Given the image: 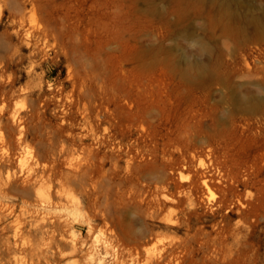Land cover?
<instances>
[{
  "label": "rangeland",
  "instance_id": "374dc122",
  "mask_svg": "<svg viewBox=\"0 0 264 264\" xmlns=\"http://www.w3.org/2000/svg\"><path fill=\"white\" fill-rule=\"evenodd\" d=\"M0 264H264V0H0Z\"/></svg>",
  "mask_w": 264,
  "mask_h": 264
},
{
  "label": "bare ground",
  "instance_id": "6f19581e",
  "mask_svg": "<svg viewBox=\"0 0 264 264\" xmlns=\"http://www.w3.org/2000/svg\"><path fill=\"white\" fill-rule=\"evenodd\" d=\"M45 168V167H44ZM41 169H43V168H41ZM41 171V170H40ZM39 172V171H38ZM42 173V172H41ZM40 173V174H41ZM26 174H27V172H26ZM28 175V174H27ZM36 177V176H35ZM29 178V177H28ZM36 179V178H35ZM34 179V180H35ZM33 180V181H34ZM32 181V183H34ZM76 182H78L79 184H80V182L77 180ZM31 183V184H32ZM81 185V184H80ZM83 186V185H82ZM73 195V194H72ZM72 195H71V198H72ZM69 199H70V197H69ZM68 200V199H67ZM72 205V204H71ZM76 213V212H75ZM50 218H52V217H49V218H47L46 216H42L41 217V221H38V219L37 218H35L34 219V224H33V226H34V229L35 230H38L39 232H41L42 233V236L41 237H47V238H50L51 239V241L53 242V244H54V246H58L59 245V238L61 237H57V236H55L54 235V232H55V230L54 229H56V228H54V229H50L51 228V226L52 225H58V224H61L60 222V220L59 219H50ZM64 219H67V218H64ZM63 222V221H62ZM17 226V225H16ZM56 227V226H55ZM50 229V230H49ZM58 234H61V232L59 231L58 232ZM125 238V237H124ZM111 240H113V241H115V243H116V245H117V248L118 249H120V245H122V243L123 242H119L120 241V238H119V236L117 235V234H113V236L111 237ZM130 243H132V244H134L133 246L136 248L137 246H138V242L136 241V239L135 238H132V240L130 241ZM71 246H72V244H71ZM74 246V245H73ZM59 248V247H58ZM75 248V247H74ZM73 249V248H72ZM73 251V250H72ZM115 251V250H114ZM114 254H115V252H113Z\"/></svg>",
  "mask_w": 264,
  "mask_h": 264
}]
</instances>
